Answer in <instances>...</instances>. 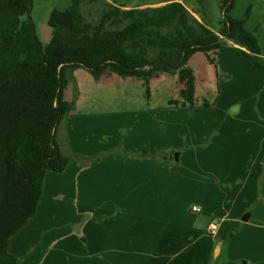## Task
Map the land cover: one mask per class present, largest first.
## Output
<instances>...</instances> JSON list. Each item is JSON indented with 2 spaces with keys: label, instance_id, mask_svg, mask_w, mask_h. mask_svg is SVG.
<instances>
[{
  "label": "rangeland",
  "instance_id": "rangeland-1",
  "mask_svg": "<svg viewBox=\"0 0 264 264\" xmlns=\"http://www.w3.org/2000/svg\"><path fill=\"white\" fill-rule=\"evenodd\" d=\"M169 1L97 0L81 9L96 24L113 5ZM178 1L214 32L228 17L245 20L261 67L221 37L215 64L203 52L188 62L193 107L183 104L171 72L145 84L68 69L70 107L55 139L69 163L62 172H46L35 214L9 239L17 264H146L165 232L205 231L211 219L217 229L209 234L225 238L226 264H264V0ZM70 2L31 0L43 45L52 38L50 13Z\"/></svg>",
  "mask_w": 264,
  "mask_h": 264
},
{
  "label": "trees",
  "instance_id": "trees-1",
  "mask_svg": "<svg viewBox=\"0 0 264 264\" xmlns=\"http://www.w3.org/2000/svg\"><path fill=\"white\" fill-rule=\"evenodd\" d=\"M96 1L71 0L64 10H52V38L43 45L30 17L31 0H0V264L18 263L9 239L35 214L46 172H62L69 163L55 139L70 107L64 98L68 69L83 67L94 78L106 72L137 77L145 84L171 72L182 86L183 104L193 107L195 75L188 62L203 52L215 64L221 37L241 47L253 68L261 67V49L245 20L228 17L214 32L173 0L154 7L113 5L91 24L81 6Z\"/></svg>",
  "mask_w": 264,
  "mask_h": 264
},
{
  "label": "crops",
  "instance_id": "crops-1",
  "mask_svg": "<svg viewBox=\"0 0 264 264\" xmlns=\"http://www.w3.org/2000/svg\"><path fill=\"white\" fill-rule=\"evenodd\" d=\"M208 224L205 231L178 226L179 231L175 233L165 232L155 248L147 252L149 257L146 264H215L221 255L222 264H226L225 238L209 234ZM239 264H249V260H242Z\"/></svg>",
  "mask_w": 264,
  "mask_h": 264
},
{
  "label": "built area",
  "instance_id": "built-area-1",
  "mask_svg": "<svg viewBox=\"0 0 264 264\" xmlns=\"http://www.w3.org/2000/svg\"><path fill=\"white\" fill-rule=\"evenodd\" d=\"M193 209L198 210L197 207H193ZM216 229H217V223L215 222V220H212V221L208 224L207 230H208L210 233H214Z\"/></svg>",
  "mask_w": 264,
  "mask_h": 264
},
{
  "label": "water",
  "instance_id": "water-1",
  "mask_svg": "<svg viewBox=\"0 0 264 264\" xmlns=\"http://www.w3.org/2000/svg\"><path fill=\"white\" fill-rule=\"evenodd\" d=\"M175 159L177 160L178 159V154H175ZM249 218V214H245L243 217H242V220L243 221H246L248 220ZM223 263V255H221L215 262V264H222Z\"/></svg>",
  "mask_w": 264,
  "mask_h": 264
}]
</instances>
